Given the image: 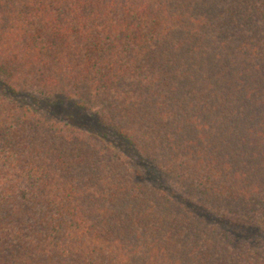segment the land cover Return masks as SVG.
<instances>
[{
	"label": "trees",
	"instance_id": "16d2710c",
	"mask_svg": "<svg viewBox=\"0 0 264 264\" xmlns=\"http://www.w3.org/2000/svg\"><path fill=\"white\" fill-rule=\"evenodd\" d=\"M0 77V264H264L246 242L264 221V0H0ZM32 92L94 110L173 189Z\"/></svg>",
	"mask_w": 264,
	"mask_h": 264
},
{
	"label": "rangeland",
	"instance_id": "374dc122",
	"mask_svg": "<svg viewBox=\"0 0 264 264\" xmlns=\"http://www.w3.org/2000/svg\"><path fill=\"white\" fill-rule=\"evenodd\" d=\"M3 90L0 77V92H3ZM18 96L45 117L51 118L62 125L69 124L98 135L138 180L147 185L173 189L174 185L161 173L155 163L142 156L135 147L128 144L113 130L105 128L94 110L83 108L75 99L62 94L48 96L32 92L20 93ZM3 172L1 171L0 174H3ZM253 226L255 229H259V241H251L246 238V242L252 246L264 247V221ZM4 244L6 245V242ZM9 248L11 247L9 246ZM14 252L13 249L5 250L4 248L3 253L8 255L3 254V257L11 259L12 255L15 254ZM16 252H18V249Z\"/></svg>",
	"mask_w": 264,
	"mask_h": 264
}]
</instances>
